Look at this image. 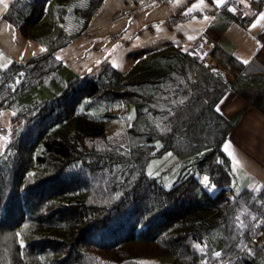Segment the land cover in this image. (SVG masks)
Segmentation results:
<instances>
[{
	"label": "trees",
	"instance_id": "1",
	"mask_svg": "<svg viewBox=\"0 0 264 264\" xmlns=\"http://www.w3.org/2000/svg\"><path fill=\"white\" fill-rule=\"evenodd\" d=\"M48 1L32 0L30 14L13 6L4 18L43 42L38 26ZM69 1L84 28L103 2L54 0L46 37L64 21ZM243 3L230 0L223 8ZM77 34L60 30L41 54L13 60L0 74V111L15 113L0 155V264H203L206 257L214 263V247L204 255L195 245L220 231L229 264H264V223L256 227L251 218L264 220V187L238 194L231 188L222 145L234 122L217 111L230 90L259 106L263 84H251L261 78L243 75L230 53L215 47L209 54L236 75L231 83L223 79L205 63L199 39L187 51L174 43L152 49L125 71L106 63L98 73L62 79L55 51ZM50 78L61 81L60 95L17 105L20 90ZM119 105L135 113L122 134L109 137L107 119L119 115L113 109ZM164 150L179 156L207 150L198 168L217 190L194 174L171 187L148 176L149 158ZM237 216L247 227L238 226ZM133 243L165 248L168 261L132 254Z\"/></svg>",
	"mask_w": 264,
	"mask_h": 264
},
{
	"label": "rangeland",
	"instance_id": "2",
	"mask_svg": "<svg viewBox=\"0 0 264 264\" xmlns=\"http://www.w3.org/2000/svg\"><path fill=\"white\" fill-rule=\"evenodd\" d=\"M31 1L0 0V16L5 11L9 12L13 6L18 5H21L27 14H30L32 12ZM76 1L80 3L83 0ZM243 2L240 7L232 5L223 8V6L216 7L212 4L211 0H204L203 3L200 0H103L94 12L88 27L84 28V21L75 13L74 7L76 3L69 1V5L67 6L68 11L64 21L61 23L56 22L52 33L46 37V29L50 25L48 21L51 20V17L53 18L54 0H49L42 21L38 26L42 27L43 30L41 33L43 42L39 43L33 38H30L29 53H27L26 57L22 55L19 59L25 57L29 60L32 56L40 54L60 30L68 31L70 34L78 33L67 45L55 51L56 56L62 61V65L57 71L62 79H68L77 74L98 73L102 65L106 63L114 65L121 71H125L147 52L167 43L178 44L182 49L189 50L199 39L205 36L214 40V43L219 45L222 43L216 41V38L219 36V32L222 31L225 34L223 42L226 45L227 43L225 42L229 41L248 42L252 37L250 33L246 34V31L250 32L254 30L252 25L255 23V27H257V25L262 24V20L258 18L261 14L259 11L253 18L254 21L250 22L248 28L243 27L234 15L235 11L229 10L233 7L236 10L246 8L250 12L251 4L254 2L246 0H243ZM189 9H191L190 13H188ZM261 10H264V5ZM21 19H24L23 15ZM0 22L2 25L7 24L12 28L14 27L5 19L0 20ZM1 45L0 74L4 70L2 66L8 65L10 58L7 56L11 54L10 50H12L10 42L6 43L2 39ZM241 47L237 52L246 51L244 50L243 44ZM200 50L201 55L205 57V63L214 72L219 73L223 79L230 83L234 81L235 74L231 77L229 71L226 73L215 62L207 61L208 56H210L208 48H206L207 53L202 46ZM33 51L35 53L32 54L31 52ZM13 86L15 88L17 83L14 82ZM230 91L235 92L234 90ZM61 92V81L57 78H50L33 85L31 88L20 90L17 94V105L33 104L41 99L60 95ZM235 93L238 94L237 90ZM232 99V102H234L233 97ZM113 109H117L116 112L119 115L116 118L107 119L106 128L109 137L122 134L125 131L129 118H132L135 113V109L132 107L129 114L125 105H119V107ZM226 113L230 114L231 112ZM12 116L13 110L11 107L6 106L1 109L0 127H4L5 130L0 131V155L8 143ZM207 153V150H203L192 155L179 156L171 150H164L149 158L146 171L148 176L155 177L165 187H171L181 179H185L190 174H194L205 187L211 191H215L218 187L212 177L208 173L200 171L198 168L199 160ZM205 177L208 178L207 181H205ZM243 179L247 180V178L241 177L238 181L233 182L234 184L231 182V185L233 184L232 187H235L233 189L236 194L244 187ZM222 234L221 231L212 233L202 242V245H207L203 253H207L209 246L214 247L213 253L221 252L225 246V237ZM257 242L256 239L252 240L253 245ZM128 250L131 253L133 252L132 254L152 256L147 258V261H168L165 248L157 244L133 243L128 247ZM131 253L129 254L131 255ZM154 254L158 256L155 257L153 256ZM109 255L106 254V256ZM206 260H208V257H206ZM214 261V263L209 261V264L230 263L228 258L225 259L222 257L220 261L215 259Z\"/></svg>",
	"mask_w": 264,
	"mask_h": 264
},
{
	"label": "crops",
	"instance_id": "3",
	"mask_svg": "<svg viewBox=\"0 0 264 264\" xmlns=\"http://www.w3.org/2000/svg\"><path fill=\"white\" fill-rule=\"evenodd\" d=\"M259 5L260 9L253 13L251 21H254L253 18L259 11L260 13H264V10H261L262 6L264 5V0L259 1ZM250 12L252 13V10ZM5 13L7 12L5 11L0 16V20L5 19ZM0 25V47H2V39L6 41V43H11V54L7 56L10 58L8 64L14 59L28 60L25 57L27 53H29L28 48L30 47V38L25 36L21 30L13 24L12 25L15 28H12L7 24L2 25L1 22ZM248 26L249 25L246 27L248 28ZM247 33H250L252 38L248 42L243 43L242 41H229L225 42L227 45L224 44L223 38L225 34L223 31L219 32V36L216 38V41L221 42L222 44L217 45V43H214V40L205 36L202 39L205 41V48H208L210 51H212L215 47L223 48L228 51L231 55V61L237 66L241 67V73L243 75L259 76L261 78V82L252 83L251 87L255 86L254 88L257 89L258 85L263 84L261 86V89H263L264 20H262L261 25L259 24L257 27H254V30H251L250 32L246 31V34ZM242 44L244 50L246 51L237 52L240 50V48H242ZM31 53L33 54L35 51ZM22 55H25V57L19 59ZM35 56H32L31 58ZM207 61L215 62L221 67L222 70L227 73L228 70H226L225 67L216 58H214L211 53L210 56H208ZM244 61H248V63H244ZM232 76L233 74L231 73V77ZM232 97L235 100L234 102H232ZM218 108L219 112H221L227 118L232 119L234 122V126L229 133L228 138L222 145L225 154L230 160V170L233 176L232 183L238 181V179H241V177H245L247 180L243 179V188L249 187L262 189L264 187V98L262 99L261 104L258 106L241 97V95L233 91H229L218 104ZM226 112L231 113L228 114ZM233 184L231 185V188L235 189V187H232ZM262 240H264V234L262 235Z\"/></svg>",
	"mask_w": 264,
	"mask_h": 264
},
{
	"label": "snow or ice",
	"instance_id": "4",
	"mask_svg": "<svg viewBox=\"0 0 264 264\" xmlns=\"http://www.w3.org/2000/svg\"><path fill=\"white\" fill-rule=\"evenodd\" d=\"M200 2L203 3L204 0H200ZM211 2L216 7H222V6H225L226 4H228L230 2V0H211ZM240 2H243V0H240ZM229 10L233 11V12L236 11V9L234 7L230 8ZM190 12H191V9L188 10V13H190ZM188 13H185V14H188ZM205 19H207V17H205ZM259 20H264V13L260 14ZM257 22H259V21H257ZM252 26L255 27L256 24L254 23ZM189 39H191V37H189ZM185 51H187V49H185ZM189 54H193L194 55L195 51H193V52H191ZM57 58L59 59V57H57ZM244 63H248V61H244ZM2 67L6 68L7 65H3ZM20 75H22V74H20ZM19 82H20L19 80H16L17 84ZM10 87H12L13 90H15L14 86H10ZM217 111H219V108L217 109ZM14 114L15 113H13V115ZM122 147H123V145L121 144V145H119V147L116 150L120 151V148H122ZM226 147H227V145H226ZM29 175H32V174L30 173ZM204 179H205V181H207L208 178L205 177ZM232 199H235V197H233ZM251 218H252L253 221L257 222L255 226L259 227L260 226L259 219L257 217H255V216H253ZM235 219L237 221H239V224H238L239 227H241V228L247 227V225L243 221L240 220L239 216H237ZM19 235L20 234L17 233V236H19ZM21 245L23 246V241L22 240H21ZM195 247H197V249L203 253V250L207 247V245H202V242H201V243L196 244ZM245 247H248V246L246 245ZM248 251L251 252V248H248ZM204 255H209V254L208 253H204ZM221 257H222V253L221 252H215V253L210 254V258L211 259H215L217 261H220ZM203 264H209V260H203Z\"/></svg>",
	"mask_w": 264,
	"mask_h": 264
},
{
	"label": "built area",
	"instance_id": "5",
	"mask_svg": "<svg viewBox=\"0 0 264 264\" xmlns=\"http://www.w3.org/2000/svg\"><path fill=\"white\" fill-rule=\"evenodd\" d=\"M260 9V5L258 3H252L251 4V10L252 13L249 12L248 10H246V8H240L237 9L234 13V15L236 16V18L239 20L240 24L242 26H247L250 24L252 17H253V13L257 12ZM3 128V127H1ZM260 207L263 208L264 207V201L261 202ZM261 224L264 223L263 219H260L259 221Z\"/></svg>",
	"mask_w": 264,
	"mask_h": 264
}]
</instances>
